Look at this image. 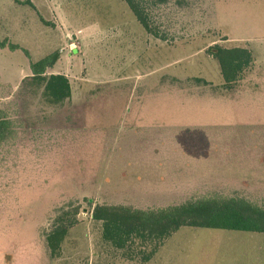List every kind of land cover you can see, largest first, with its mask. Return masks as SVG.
<instances>
[{
	"label": "rangeland",
	"instance_id": "obj_1",
	"mask_svg": "<svg viewBox=\"0 0 264 264\" xmlns=\"http://www.w3.org/2000/svg\"><path fill=\"white\" fill-rule=\"evenodd\" d=\"M146 1L159 37L123 0H0V39L19 46L0 48V106L18 125L0 147V264H264L262 232L183 226L144 262L92 217L213 194L264 204V0ZM213 43L252 52L228 88ZM57 50L49 70L71 96L52 103L26 76ZM76 208L52 255L47 233Z\"/></svg>",
	"mask_w": 264,
	"mask_h": 264
},
{
	"label": "trees",
	"instance_id": "obj_2",
	"mask_svg": "<svg viewBox=\"0 0 264 264\" xmlns=\"http://www.w3.org/2000/svg\"><path fill=\"white\" fill-rule=\"evenodd\" d=\"M144 29L157 37L150 23L146 0H123ZM164 1V0H160ZM11 50L19 46L7 38L0 39V48ZM25 52L28 54L27 50ZM207 53L219 62L226 88L239 81L253 63V55L246 47H226L213 43ZM60 57L53 51L37 61L30 62L33 84L41 87L45 98L59 103L71 96L70 79L63 73L50 72ZM18 134V125L5 107L0 106V147ZM93 204V198H88ZM79 209L61 214L46 235L52 255H57L70 227L76 223ZM92 217L102 224V237L114 247L123 250L129 258L149 261L164 244L165 240L183 226L252 231L264 233V204L245 196L224 194L205 195L181 203L166 206L138 208L125 204H96Z\"/></svg>",
	"mask_w": 264,
	"mask_h": 264
},
{
	"label": "built area",
	"instance_id": "obj_3",
	"mask_svg": "<svg viewBox=\"0 0 264 264\" xmlns=\"http://www.w3.org/2000/svg\"><path fill=\"white\" fill-rule=\"evenodd\" d=\"M69 47L71 50H74L75 48H78V45L75 41H71Z\"/></svg>",
	"mask_w": 264,
	"mask_h": 264
},
{
	"label": "crops",
	"instance_id": "obj_4",
	"mask_svg": "<svg viewBox=\"0 0 264 264\" xmlns=\"http://www.w3.org/2000/svg\"><path fill=\"white\" fill-rule=\"evenodd\" d=\"M73 51L76 52V49H74Z\"/></svg>",
	"mask_w": 264,
	"mask_h": 264
}]
</instances>
